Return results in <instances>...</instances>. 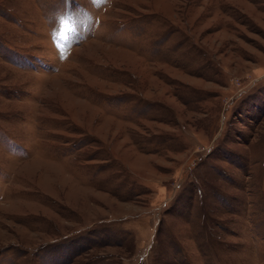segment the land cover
Here are the masks:
<instances>
[{
	"label": "rangeland",
	"instance_id": "rangeland-1",
	"mask_svg": "<svg viewBox=\"0 0 264 264\" xmlns=\"http://www.w3.org/2000/svg\"><path fill=\"white\" fill-rule=\"evenodd\" d=\"M0 264H264V0H0Z\"/></svg>",
	"mask_w": 264,
	"mask_h": 264
},
{
	"label": "snow or ice",
	"instance_id": "snow-or-ice-1",
	"mask_svg": "<svg viewBox=\"0 0 264 264\" xmlns=\"http://www.w3.org/2000/svg\"><path fill=\"white\" fill-rule=\"evenodd\" d=\"M69 19H71V17H61V22L62 24L65 25V27L67 26ZM64 34H65L64 32H61V35H64Z\"/></svg>",
	"mask_w": 264,
	"mask_h": 264
}]
</instances>
